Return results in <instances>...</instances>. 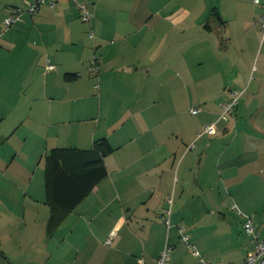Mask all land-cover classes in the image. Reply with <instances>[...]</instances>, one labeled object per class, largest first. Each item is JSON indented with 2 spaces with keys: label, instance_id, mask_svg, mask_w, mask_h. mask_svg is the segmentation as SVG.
<instances>
[{
  "label": "crops",
  "instance_id": "obj_1",
  "mask_svg": "<svg viewBox=\"0 0 264 264\" xmlns=\"http://www.w3.org/2000/svg\"><path fill=\"white\" fill-rule=\"evenodd\" d=\"M30 1L0 0V68L9 64L23 91L31 88L29 105L15 101L2 117L0 256L8 264H156L169 243V264L243 260L253 241L234 204L264 239L260 6L79 0L93 11L86 23L72 0H46L5 28L10 9ZM237 90L234 112L204 133ZM195 105L202 110L189 111ZM102 137L114 148L107 174L50 228L45 153Z\"/></svg>",
  "mask_w": 264,
  "mask_h": 264
},
{
  "label": "trees",
  "instance_id": "obj_2",
  "mask_svg": "<svg viewBox=\"0 0 264 264\" xmlns=\"http://www.w3.org/2000/svg\"><path fill=\"white\" fill-rule=\"evenodd\" d=\"M113 150L107 137H102L93 140L89 148L55 146L45 153V191L46 200L51 205L50 228L105 177L108 172L105 157ZM3 257L0 256V261H5Z\"/></svg>",
  "mask_w": 264,
  "mask_h": 264
},
{
  "label": "built area",
  "instance_id": "obj_3",
  "mask_svg": "<svg viewBox=\"0 0 264 264\" xmlns=\"http://www.w3.org/2000/svg\"><path fill=\"white\" fill-rule=\"evenodd\" d=\"M72 1L76 4L79 10V13H80L79 16L81 17V19L85 22H91L92 17H93V11L90 8V6L87 3L81 2L79 0H72ZM45 2L46 0H32L28 2V5L26 6H21V5L13 6L10 9L9 13L5 16V18H3L4 24L6 25L7 28H9L10 26L17 23L22 18V15L25 12H29L33 14V13L40 11L42 4ZM254 2L257 5H259L261 9L258 21L262 29V32L264 33V0H254ZM54 3H55L54 0H50V5H54ZM54 66L55 64L51 62L50 60H48L46 67L48 69H54L55 68ZM92 67L94 68L95 66L93 65ZM241 94H242L241 90L232 91L230 96L227 99L222 100V102L220 103L221 111H220L219 117L217 118V120L212 121L204 126V130H203L204 133L207 132L210 134H214L218 132L217 121L219 119L229 118V116L234 112V108L238 104ZM200 110H201V106L195 105L191 107L189 111H192V113H197ZM233 209H235L241 215H246L242 211V209L239 208L237 204L233 205ZM163 218H164L165 224L169 226L170 210H167L165 212ZM244 228L246 232L252 236L253 249L247 253V255L244 257L243 260L239 262L225 261V262H221L217 264H264V239L261 238L260 235L258 234L252 215H246V220L244 222ZM181 231L183 232V228H181ZM181 237L183 241L186 243V245L195 254L197 255L200 254L197 248V245L190 240L189 235L183 232ZM108 242H110L109 239H108ZM171 248L172 247L169 243L165 244L164 248L162 249V251L160 252L157 258L156 264H169V256H170L169 253H170ZM200 259H201L200 264H213L209 260H206L203 258H200Z\"/></svg>",
  "mask_w": 264,
  "mask_h": 264
},
{
  "label": "rangeland",
  "instance_id": "obj_4",
  "mask_svg": "<svg viewBox=\"0 0 264 264\" xmlns=\"http://www.w3.org/2000/svg\"><path fill=\"white\" fill-rule=\"evenodd\" d=\"M216 9L217 8L213 9L214 13L216 12ZM0 15L2 17V13ZM5 28H7L6 25ZM2 42L3 39L0 40V45H2ZM211 60H213V58H211ZM9 68H11L9 64L7 65V67L1 65L0 68V128L6 125V123H4L6 121V118L3 119L2 117L5 113L10 112V110L14 107V104L16 103L15 101H18L17 103L21 107H27L29 105L27 104L29 103V100L27 99V95L31 91V88H26L25 91H23V84L21 83L20 79L16 78L13 74V70L9 71ZM18 97L20 98L18 99ZM18 104H15L16 105L15 107H17ZM11 118H13V116L7 117V120H10ZM246 215H251V214H246ZM246 215H244L245 218ZM247 235L251 236L249 233H247ZM0 264H8V263L5 261H0Z\"/></svg>",
  "mask_w": 264,
  "mask_h": 264
}]
</instances>
